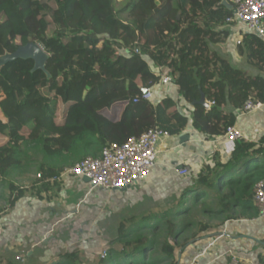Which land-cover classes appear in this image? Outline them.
I'll use <instances>...</instances> for the list:
<instances>
[{"label":"trees","instance_id":"1","mask_svg":"<svg viewBox=\"0 0 264 264\" xmlns=\"http://www.w3.org/2000/svg\"><path fill=\"white\" fill-rule=\"evenodd\" d=\"M223 1L136 0L117 10L113 0H0V56L31 41L51 53L46 71L34 70L31 59L0 67V190L7 191L0 216L30 191L55 194L65 168L101 155L110 143L156 127L171 134L188 127L189 117L171 96L134 102L140 86L160 80L149 60L170 69L179 95L193 107L194 127L208 140L236 124L226 107L243 109L249 99L264 103V38L244 32L237 46L256 74L214 48L235 25L227 22L234 10ZM126 11L128 20L121 16ZM202 94L209 107L194 104ZM33 163L41 175L34 185L11 180ZM262 180L264 135L258 142L240 138L227 160L215 154L204 164L168 209L122 223L119 249L111 247L98 264H177L170 239L183 250L212 227L197 221V231L180 243L195 225L189 216L196 209L221 224L255 215L254 190ZM158 230L165 240H158ZM51 264H83L81 251L61 252Z\"/></svg>","mask_w":264,"mask_h":264},{"label":"crops","instance_id":"2","mask_svg":"<svg viewBox=\"0 0 264 264\" xmlns=\"http://www.w3.org/2000/svg\"><path fill=\"white\" fill-rule=\"evenodd\" d=\"M238 24L239 31L248 32ZM231 37L232 32L227 40L228 51L236 54L238 51L228 45ZM239 40L240 33L236 37L237 44ZM149 65L160 76L159 82L152 86L154 93L160 94L155 102L165 96L173 97L182 113L189 117L188 127L161 141L158 161L149 177L130 187L107 191L93 188L84 178L64 177L55 194L26 193L0 216V227L3 228L0 264H51L57 254L74 250L81 251L83 262L86 259L98 263L103 251L115 247L122 221L129 219V222L168 209L203 165L214 161L215 154L228 159L232 152L226 150L225 137L208 140L194 127L193 107L179 95L174 81L163 82L165 76L172 77L170 69L156 66L150 60ZM226 109L237 116L235 126L244 133L245 139L254 142L261 139L264 135V104L250 112L230 106ZM182 135H189L184 143ZM182 168L189 169L187 175L180 174ZM35 182L36 178L23 186H32ZM153 202L159 210L147 213L153 209ZM256 209L255 215L222 224L219 218L209 217L207 222L212 227L176 253L177 264H264V218L259 217L257 206Z\"/></svg>","mask_w":264,"mask_h":264},{"label":"built area","instance_id":"3","mask_svg":"<svg viewBox=\"0 0 264 264\" xmlns=\"http://www.w3.org/2000/svg\"><path fill=\"white\" fill-rule=\"evenodd\" d=\"M234 10L233 16L227 19L229 24L240 23L248 32H254L264 38V0H230ZM241 40L238 41V44ZM128 51V50H127ZM139 53V50H136ZM167 75L164 83L173 82ZM140 99L155 102V93L150 86H140L134 102ZM211 103H209L210 106ZM263 102L246 101L243 111H255L263 106ZM168 130L159 127L150 129L140 136L130 137L123 143L113 142L106 145L101 155L87 157L74 165L67 167L60 174L64 177L90 179L93 188L107 191L125 189L145 180L151 174L158 161L159 144L163 139L171 137ZM226 150L233 152L236 141L244 137V133L235 125L229 126L225 135ZM181 175H187L188 168L179 170ZM39 177L41 175H38ZM56 177L51 180L54 181ZM254 202L259 210V217L264 218V180L260 181L254 190ZM3 238V228L0 227V242ZM107 256L103 251L102 258Z\"/></svg>","mask_w":264,"mask_h":264},{"label":"rangeland","instance_id":"4","mask_svg":"<svg viewBox=\"0 0 264 264\" xmlns=\"http://www.w3.org/2000/svg\"><path fill=\"white\" fill-rule=\"evenodd\" d=\"M135 1L136 0H113V4H114V6H115V8L117 10H121V9H125L127 7V4L128 3H133ZM121 16L124 19H126V20H128L130 18V14L127 11L126 12H123L121 14ZM235 25L228 26V28H231V32H232V37L230 38L228 45H230V48L232 50L236 49V52H237V46L236 45H238V44L236 43V37H237V35L239 36V33H240V35H242L241 33L246 32V31H244L242 29L239 31L238 30V27H237L239 24L238 23H235ZM234 34L235 35L237 34V35L234 37ZM227 43H228V41H226L225 43H222V44L215 45L214 48L220 54L223 53L224 55H226L225 58H227L230 62H232L233 64H235L236 66H239L240 68H242L244 70H247L250 74H256V73L259 72L257 68L253 67L252 65H250L247 62L245 56H242L240 54L238 55L237 54L238 52L236 54H234L233 52H229L228 51ZM235 43H236V45H235ZM40 45L46 51L48 57H50L51 53L48 51V49L44 45H42V44H40ZM118 53H124V54H126V53H128V51H127V49L126 50L120 49L118 51ZM158 87L159 86H157V88H156L157 90H158ZM156 94H155V97L156 98L160 97V94L158 92H156ZM23 119L24 120H27L26 115H23ZM32 167L33 168L30 169L29 171L28 170H24V169H20V170L15 171L12 174V176H11V180L13 182H16V183L22 184V185H29V184H31L34 181V179L38 177V173H37V163H33L32 164ZM6 193H7V191H4V188H2L0 190V206H4V204H5V197L4 196H6ZM157 205L160 206L161 203H158ZM152 208H153L152 210H148L146 212L147 213L148 212L151 213V212H155V211H158L159 210L158 207L156 206V203L155 202H153ZM189 217H191L193 221L194 220L196 221V222L194 221L195 222V225H193L191 228H189L188 231H186L181 236V238L179 239L180 240V243L183 242V238L184 237H186V236L188 237L189 235H191L192 232L197 231V229H198V226H196L197 221H209L210 220L209 216L206 215V214H204L203 211H202V209L200 207L193 212L192 216H189ZM141 218L142 217H139V219H137L135 221H140ZM128 220H125L124 222L122 221V223L128 224L129 222H132V221H129L128 222ZM217 221L218 220H216L214 222H217ZM155 235L157 236V238H158L159 241H163L166 238V232H164L162 230L156 231L155 232ZM170 240H171V242L173 244H176V246H177V253H178V251L180 249L179 244H177L178 242L175 241L174 238H171ZM114 245H115V248L119 249V247H120L119 243L118 244L116 243ZM101 256L102 255L100 254V258H101ZM83 264H98V263H96V262H93L92 263V262L87 261L86 259H84ZM160 264H166V263H160Z\"/></svg>","mask_w":264,"mask_h":264},{"label":"water","instance_id":"5","mask_svg":"<svg viewBox=\"0 0 264 264\" xmlns=\"http://www.w3.org/2000/svg\"><path fill=\"white\" fill-rule=\"evenodd\" d=\"M229 8H232L231 3H229L227 0L223 1ZM48 55L46 51L41 47L39 42L31 41L27 43L26 45L20 46L17 50L10 54H6L3 56H0V67L4 64H6L8 61H13L16 59H31L34 61V70H47V61H48ZM202 104L206 107H209V102L206 101L204 94H202V97L199 101L194 102V104ZM189 139V135H182L181 141L184 143L186 140ZM87 181H90L88 177H84Z\"/></svg>","mask_w":264,"mask_h":264}]
</instances>
